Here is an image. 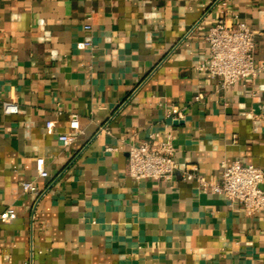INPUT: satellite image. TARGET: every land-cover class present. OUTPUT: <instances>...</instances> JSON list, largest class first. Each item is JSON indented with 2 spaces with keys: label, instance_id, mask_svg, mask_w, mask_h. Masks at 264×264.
<instances>
[{
  "label": "crops",
  "instance_id": "obj_1",
  "mask_svg": "<svg viewBox=\"0 0 264 264\" xmlns=\"http://www.w3.org/2000/svg\"><path fill=\"white\" fill-rule=\"evenodd\" d=\"M222 9L264 63V0H0V264H264V221L184 173L264 168V68L225 89L199 67ZM151 133L172 136V179L127 172Z\"/></svg>",
  "mask_w": 264,
  "mask_h": 264
},
{
  "label": "built area",
  "instance_id": "obj_2",
  "mask_svg": "<svg viewBox=\"0 0 264 264\" xmlns=\"http://www.w3.org/2000/svg\"><path fill=\"white\" fill-rule=\"evenodd\" d=\"M225 4V3H224ZM221 10L220 17L209 27L206 40L210 44V56L199 67L220 79L222 88H230L235 83L256 78L264 68L263 62L255 58L257 43L255 30L245 21H229ZM88 31L91 25L85 26ZM86 45H91L87 41ZM5 113H18L19 104L7 100L3 104ZM181 113L176 118L181 117ZM53 121L47 122L52 128ZM70 126L76 132L80 129L77 114H73ZM65 145L76 138L74 134L59 135ZM129 175L137 178L172 179L180 170L176 159V146L171 135L162 137L159 133H151L140 144L132 143L128 149ZM38 175L47 177L45 158L39 157L36 162ZM185 177L196 180L204 191H212L226 196L230 201L240 204L246 212L264 221V168L252 163L235 160L222 163V174L219 181H210L197 166L186 168ZM25 192L39 193V186L32 180L22 181ZM17 217V211L9 206L0 212V220L9 222Z\"/></svg>",
  "mask_w": 264,
  "mask_h": 264
}]
</instances>
